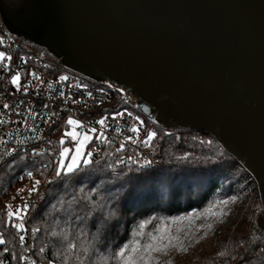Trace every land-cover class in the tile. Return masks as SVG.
Listing matches in <instances>:
<instances>
[{
  "label": "water",
  "instance_id": "obj_1",
  "mask_svg": "<svg viewBox=\"0 0 264 264\" xmlns=\"http://www.w3.org/2000/svg\"><path fill=\"white\" fill-rule=\"evenodd\" d=\"M0 19L164 129L216 141L253 178L264 233V0H0Z\"/></svg>",
  "mask_w": 264,
  "mask_h": 264
},
{
  "label": "trees",
  "instance_id": "obj_2",
  "mask_svg": "<svg viewBox=\"0 0 264 264\" xmlns=\"http://www.w3.org/2000/svg\"><path fill=\"white\" fill-rule=\"evenodd\" d=\"M27 45L59 63L46 50ZM66 129L62 125L55 131L58 148L70 144L69 139L60 143ZM149 129L147 134L155 136L148 139L144 158H123L122 149L104 144L88 164L80 163L72 174L62 170L59 177L58 164L42 160L39 172L37 163L5 158L0 151V238L5 241L0 264H121L115 253L125 245L140 249L126 253L137 264H264V233L254 226L255 212L216 234L210 251L188 243L189 255L182 260L177 256L167 238L171 223L189 216L190 224L193 214L225 213L224 207L218 209L225 200L243 199L248 185H256L205 133L160 125ZM28 173L40 181L30 194L34 201L22 218L9 217V206L12 210L17 203L16 190ZM90 209L95 212L89 219H77ZM21 223L22 231L15 227ZM176 233L178 228L173 235L179 237ZM69 242L76 245L74 251L68 250Z\"/></svg>",
  "mask_w": 264,
  "mask_h": 264
},
{
  "label": "built area",
  "instance_id": "obj_3",
  "mask_svg": "<svg viewBox=\"0 0 264 264\" xmlns=\"http://www.w3.org/2000/svg\"><path fill=\"white\" fill-rule=\"evenodd\" d=\"M0 51L5 55L0 60V151L5 158L35 162L39 172L42 160L46 165L58 164L61 148L55 146V131L62 125L65 132L73 128L67 124L70 118L80 122L76 128L80 135L90 136L89 160L100 154L104 144L122 149L126 159L145 157L150 136L147 125L159 124L128 91L65 69L10 34L1 19ZM14 75L20 77L18 85L12 84ZM101 120L103 124L98 123ZM35 181L28 175L16 190L18 201L12 210L20 209L21 218L25 204L29 207L34 201L30 190ZM257 194L256 186L250 188V198ZM245 203L246 208L252 206V202Z\"/></svg>",
  "mask_w": 264,
  "mask_h": 264
},
{
  "label": "rangeland",
  "instance_id": "obj_4",
  "mask_svg": "<svg viewBox=\"0 0 264 264\" xmlns=\"http://www.w3.org/2000/svg\"><path fill=\"white\" fill-rule=\"evenodd\" d=\"M2 52V51H0ZM3 53V52H2ZM61 72L59 71L58 74ZM148 128H153V125H147ZM76 131V128H71L69 131ZM68 131V132H69ZM65 130L63 131V136L60 137L61 140L66 142V139H69L70 144L66 143L64 147L72 149V154H75V143L72 141L71 137L65 135ZM79 133V132H78ZM85 134V133H83ZM83 134H81V138L83 137ZM67 138H65V137ZM90 137V136H89ZM60 140V142H61ZM90 141V140H89ZM88 142H86L85 147L83 148V157L80 161V163H83L84 160H88V153L86 151ZM62 146V149L64 148ZM60 160V157H59ZM67 162L70 161V157ZM84 164V163H83ZM254 187L252 184L248 185V194L242 199L240 197H233L231 200L227 201L225 200L224 204L219 206L218 209L223 211V207L226 210L225 213H217L213 215H197L193 214L191 215V221L190 224H188V221L186 222L187 218L185 217L180 219L179 221L175 223H171L173 225L169 226L167 228L168 240L170 241L172 245V249H175L176 254L178 257L184 259L187 255H189V245L192 244L193 248L197 250L201 246V249L205 251H210L213 247V243L216 237V234L223 231L224 229H227L231 226H233L236 222H238L240 219H248L252 216V214L255 212L257 205L260 202L259 194L255 195L253 198H250V188ZM250 199V201H248ZM252 202V206L246 208L245 202ZM256 215V214H255ZM182 227V229L179 227ZM190 226V227H189ZM172 233H170V229ZM178 228V235L179 237H176L173 235L175 230ZM188 243H191L188 245Z\"/></svg>",
  "mask_w": 264,
  "mask_h": 264
},
{
  "label": "snow or ice",
  "instance_id": "obj_5",
  "mask_svg": "<svg viewBox=\"0 0 264 264\" xmlns=\"http://www.w3.org/2000/svg\"><path fill=\"white\" fill-rule=\"evenodd\" d=\"M3 59H5V55H4V53L0 52V60H3ZM8 59H11V58L9 57ZM60 79L66 80L67 77L61 76ZM19 81H20L19 75H14L12 77V84L13 85H18ZM4 107L7 108L8 105H4ZM98 123L103 124L104 121L101 120V121H98ZM67 124L70 126H73L74 129L81 126L79 121L71 119V118L68 119ZM91 131L94 132L95 129H92ZM133 131H136V129H133ZM65 135L71 137L72 141L75 143V154L74 155L72 154V149L67 148V147L63 148V150L60 152V160L57 162L58 168H57V171L55 173V175L57 177H59L62 174V170L66 174H72L78 169L80 161L84 155L83 148L85 147L86 142H88L90 140V137L87 133L83 134V137L81 138L80 134L74 130L66 132ZM153 136H155V133H152V135L149 136V139H152ZM60 143H61V145H63L64 141L61 140ZM69 157H70L71 162H67ZM83 163L88 164L89 161L84 160ZM28 175L31 176L32 173H28ZM39 184H40V181L37 180L35 182V185L33 186V188L30 190V192L35 191L36 185H39ZM27 207H28V205L25 204V208H27ZM9 209H10L8 211L9 217L16 216L17 218H20V209L11 210V206H9ZM92 212H95V209H90V211L88 213H86V215L84 217H77V219L87 220L90 218V215ZM92 226L93 227L97 226L95 221L93 222ZM15 227L18 230H21V231L24 230V225L22 223L16 224ZM98 231H100V229H98ZM20 241L21 242L24 241L23 236H20ZM4 243H5V241L2 238H0V244H4ZM67 247H68L69 251H74L76 248V245L74 243L69 242ZM145 247L148 250H151L153 245H146ZM41 251H43V249H41ZM129 251L138 252V251H140V249H137V248L129 249V247L127 245L122 246L119 249V251L117 253H115L116 257H118L119 260L121 261V264H137V261H135L132 257L126 256V253ZM21 259H24V258H21ZM142 259H143V257H142Z\"/></svg>",
  "mask_w": 264,
  "mask_h": 264
}]
</instances>
